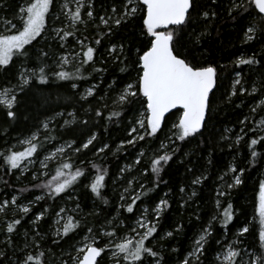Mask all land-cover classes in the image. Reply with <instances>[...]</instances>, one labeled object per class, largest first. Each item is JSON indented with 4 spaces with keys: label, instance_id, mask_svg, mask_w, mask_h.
Segmentation results:
<instances>
[{
    "label": "snow or ice",
    "instance_id": "6c2138e0",
    "mask_svg": "<svg viewBox=\"0 0 264 264\" xmlns=\"http://www.w3.org/2000/svg\"><path fill=\"white\" fill-rule=\"evenodd\" d=\"M6 3L7 0H0V10L5 9ZM214 6L223 7L227 17L233 22H246L241 25L244 43L253 41L258 34L264 35V0H228L226 5L221 0H208L207 6L202 5L200 0H102L99 9L97 0H59V5L57 0H25L14 13V19L18 23H14L13 19L0 17L4 28L0 32V70L7 71L17 61L21 64L15 87L0 90V111H3L7 121L18 118L20 93L28 87L47 85L52 81L71 82L69 86L78 101L82 102L80 106L88 119H78V110L67 112V116L72 117L71 120L63 119L65 112H55L41 121L40 128L47 134L45 142L56 140L57 137L52 132L71 131L74 125H88L90 120H94L96 124L106 121L103 127L107 130L108 124L118 121L128 106L138 104L139 115L129 122L130 127L127 129L129 138L120 141L113 152L115 155L126 146L135 147L146 138H157L166 117L169 114L177 116L172 124L171 134L166 138L168 143L161 142L162 154L158 152L150 160L149 167L154 177L151 187L142 179L148 175V169L140 170V178L130 175L134 172V166L141 164L140 158L144 156L142 150L133 165H126L118 170L116 179L123 180L124 187L115 210L120 214L126 212L130 216L139 211L134 224L125 225L124 220L118 218L106 219L100 229H96L95 225L85 224L83 238L78 246H74L75 255L68 252V259H64L62 253H56L51 247L45 249L41 244L44 237L36 226L44 218L47 208L31 219V235L25 230L22 246L16 244L15 237L20 234L22 220L31 212V207L19 203L18 196L13 195L10 200L0 201V226L3 228L0 264H100V259L105 256L111 264H164L163 245L158 247L157 244L166 237L175 238L184 225L177 223L172 230L159 235L161 217L170 207L168 199H159L152 208L151 215L148 214L147 207L139 210L138 201L142 202V196H147L161 183H167L163 181L161 173L179 150L176 142L203 136L207 129L214 98L219 91L220 72L217 65L207 59V50H201V46L211 36L209 29L219 16ZM137 24L141 37L139 44L131 39H113ZM90 28L95 29L94 34L89 32ZM105 38L109 42L104 46V52L100 53L97 46L102 45ZM40 40L47 43L37 52ZM53 46L58 49L57 52L45 50ZM198 50L199 56L196 54ZM33 56L36 57L35 61ZM234 63L240 68L260 61L254 54L247 58L238 57ZM97 64L100 66L97 67ZM109 64L114 65L121 75L114 73L110 81H105L104 73L109 71ZM69 66L74 71H69ZM94 73L98 75L93 77ZM235 76L231 91L225 97L228 103H232V97L237 95L255 96L260 92L261 97H264V84L260 88L253 85L249 90L242 84L241 73L236 72ZM93 78L95 82L89 83L83 92L77 91L79 85L76 81H89ZM102 84L106 87L101 88ZM85 104L87 107H84ZM261 112H264V98H260L251 107L253 117ZM59 119H63V123L58 125V129H50V125ZM250 122L248 116L239 121L245 127ZM257 128L264 133V117L259 120ZM229 131L230 129H225V133ZM248 131L256 132V128H249ZM241 132H244V127ZM39 138L40 129L20 141L27 145L23 151H15L11 147L7 151H0V160L6 165V173L21 169L25 160L38 155ZM221 139L227 140L229 137L223 135ZM242 139L243 136L237 135L234 143L238 145ZM96 141L97 134L90 132L88 138L81 140L79 144L75 139L54 144L44 160L40 161V167L47 169V162L56 160L58 156L63 158L68 155L67 149H71L73 154H79L91 146L95 156L110 151L109 144L103 143L97 148L94 143ZM258 145L264 147V134H257L247 142L252 162L259 155L256 150ZM232 147L230 144L229 148ZM88 163L95 172L94 176L92 173L86 175L85 167L75 165L70 155L67 160L62 159L50 180L34 185L45 191L42 195L35 196L30 203L34 204L46 197L52 200L62 198V194L72 189L81 177L88 179L92 176L85 187L97 200L107 205L108 200L102 191L106 187L107 170L95 162ZM209 163H212L211 159ZM83 164L85 162L81 161V165ZM188 171L191 172L192 169L189 168ZM245 171V168L229 165L227 171L218 177L223 184L216 191L217 212L202 227L200 234L193 240V247L179 259L178 264H202L201 257L207 252L214 223H219L227 233L236 212L231 202H226L224 206L220 198L230 196L233 189L244 183ZM225 177L229 179L225 180ZM33 179L37 177L34 175ZM207 179L205 174L196 175L191 184L200 185ZM18 191L24 192L27 189ZM179 191L184 193L185 188L181 187ZM196 195L193 188L189 199ZM69 199H73L71 194ZM255 201L254 219L258 218L259 223L258 247L245 245V241L241 239L250 232L249 227L244 225L237 230L234 240L226 243H222L220 239L215 241L219 250L213 264H264V179L258 183ZM180 206L184 207V204ZM78 209L77 203L73 210L60 207L55 212L54 223L57 227L53 232L52 245L60 247L61 241L72 233L80 235L77 230L81 228L82 221L69 214ZM9 210L15 211L17 215L10 220L4 219L8 217ZM91 214L98 215L95 212ZM129 218L125 217V220ZM100 237L105 238L103 245L99 243ZM170 250L178 251L176 248Z\"/></svg>",
    "mask_w": 264,
    "mask_h": 264
},
{
    "label": "trees",
    "instance_id": "16d2710c",
    "mask_svg": "<svg viewBox=\"0 0 264 264\" xmlns=\"http://www.w3.org/2000/svg\"><path fill=\"white\" fill-rule=\"evenodd\" d=\"M102 0H97V8L99 9L100 3ZM110 2V0H108ZM202 5L207 6L208 0H200ZM223 5L228 3V0H221ZM215 10L219 12L218 18L213 22L212 27L209 29L211 32V36H209L206 41L202 42L201 50H207V59L213 63H215L220 72V81H219V91L216 92L213 104V112L211 118L208 121L207 129L204 130L203 136H199L201 143H197L198 145H193V152H199L200 155L192 154L190 159L193 161L196 160L197 163L193 164L192 171L189 172L188 169L185 168L184 165H181L179 162V158L181 154H175L173 160L169 162V164L164 166V171L161 173V177L163 181L167 183H161L158 188H155L151 193L147 196H142V202L138 201L139 210L144 208L145 206H151L152 201H157L161 197L163 192H168V196L166 197L169 201L170 207L163 213L160 223H159V235H163V233L170 231L177 224H183L184 227L179 234L175 235V238H165L162 241H159L157 246L163 245L164 250V264H175L179 262V259L186 255L192 244V236L196 228H202V221H205L206 218H210L213 212L212 200L215 194L213 182L216 181L218 174L221 172V169L224 168L223 164L226 161L227 153L222 151L221 149H225L228 145H233L232 149H235L240 153L245 161H249V169L250 171L244 173V183L241 187L235 189L231 193L230 201L228 198L223 199L224 206H226V201H229L233 204V207L238 213H236L234 220L229 225L227 232H233L237 228L241 227L244 222L247 220L248 216L251 214V208L253 206V199L255 196V191L257 189L258 178L261 176L264 179V147L258 145L256 147L257 152L259 153L255 162H252L249 148L247 147V142L250 141L251 138L255 136L254 132L248 131L249 128H257V124L259 120L264 117V112H261L258 115L251 114L249 109L250 102H256L261 97V93L258 92L255 96H252L246 100L245 96H236L235 100H239L240 102L237 105L240 107H236L235 104L232 106H224L225 97L229 93V89L231 86V81L233 79V75L237 71H241L243 74L242 84L246 83V88L250 90L252 82H255L257 87L260 88L262 84H264V51L262 54H257V51L260 50L262 41L257 43L259 49H256V57L260 63L251 65L253 70H246V66H241L237 68L235 66L236 57L240 56L241 49L239 47H234V42L240 39L243 34V30L241 25L245 24V21L241 20L238 22H233L229 17H227L226 12L223 7L214 6ZM101 13H102V9ZM90 33H95L94 28L89 29ZM123 38V39H131L135 43L139 44L141 37H139V25L137 24L135 27L129 28L127 31L121 32L119 37H114L113 39ZM108 39L105 38L102 41V45L97 46L98 51L100 53L104 52V46L108 44ZM233 42V43H232ZM47 41L40 40L39 45L37 46L36 51H39L40 47H44ZM232 44V45H231ZM234 47V48H233ZM52 48V47H51ZM51 48H46L45 50L51 53ZM233 48L232 50H230ZM197 56H199V50L197 51ZM36 57L33 56V61H35ZM21 66L20 62L17 61L13 65H10L7 71L0 70V82L2 84L16 82L18 75V68ZM100 65L97 64V67ZM222 66V67H221ZM109 71L104 73L105 81H110L115 75H121L118 69L115 68L114 65H108ZM69 71H74L72 66H69ZM88 71H91L89 69ZM87 75V72L85 73ZM98 74H93L95 77ZM91 82H95L94 78L89 81H76L77 84L86 85ZM71 82H59L52 81L47 85H34L32 87H28L25 89L23 93L19 96V102L22 106L23 112L25 111V115L30 116L31 119H28L27 116L18 117L15 121H7L3 111H0V151H3V146L5 141L12 140L13 137L23 136L33 132V130L37 129L36 122L35 124L32 122L33 119L37 117L45 116L47 113L53 112L54 108L61 106H73L74 104L79 106L82 102L78 101V98L74 95L70 88ZM106 85L102 84L101 88H105ZM64 104V105H63ZM66 104V105H65ZM87 104L84 105L86 107ZM63 107V108H64ZM57 108V109H58ZM81 108V106H80ZM140 109V105H132L128 106L122 117L116 121L108 124L107 130L103 127V124L106 121H101L100 124H96L94 120H90L88 125L77 124L73 127V130H57L52 132V135H55L56 140H50L45 142V135L43 131H40V138L37 142L40 146L48 143H55L64 138H69L70 140L75 139L77 144L81 142V140H86L90 132H95L97 134V141L94 142L96 147H100L105 142H110L113 140H118L124 137L126 125L129 121H132L134 118V113ZM52 110V111H51ZM82 110V108H81ZM79 110V112H81ZM83 111V110H82ZM80 113H78L79 115ZM107 114V113H105ZM245 116L249 117L250 123L247 126H243L239 123L240 120H243ZM173 115H169L166 118V121L169 120ZM84 118V117H79ZM78 118V119H79ZM167 123V122H166ZM244 127V132H241V128ZM57 128L58 125L53 124L50 125V129ZM225 129H230L231 136L228 140V143H224L225 140H222L221 137L225 134ZM63 131V132H62ZM241 132V136L243 135V139L239 142V144H235V140L237 135ZM6 133V134H5ZM264 134V133H262ZM156 139L152 140V143ZM193 142V141H192ZM191 144V143H190ZM200 144L202 148L199 147ZM137 146L143 145V141L136 144ZM221 147V149H219ZM211 150V155L208 154L207 150ZM226 150V149H225ZM94 149L90 146L89 149L81 152L82 154H91ZM106 154H102L99 158H97L94 162L100 165L102 168L107 170L106 176V187L102 190L105 198L108 200V204L105 205L101 201L97 200L90 190L85 187L84 178H80V181L76 183L72 190L77 191V196L79 199V204H81L80 213L73 214L76 219H80L82 221V226L77 232L80 235L84 234V225L88 226L95 225L96 229H100L104 226L106 219L118 218L124 220L125 225L132 224L135 221V217L139 216V211H137L134 216H130V214L123 212L122 214L118 213L115 209L118 207L119 198L117 196L116 190V176L118 174L119 166L125 160V154H119L116 156H111ZM211 159L212 163H209ZM191 161V162H192ZM75 165L79 163H75V160L72 161ZM150 161H147L144 169H148L147 186H152L153 176L149 167ZM59 166L58 164H52L49 168L50 175L46 177L45 180L39 181L35 185H39L42 182L48 181L55 174L56 168ZM81 167H85L86 174L92 173L95 175L94 170L91 168V165L83 164ZM199 169H206L211 175L210 177L202 183L200 191V197L195 204L194 207H197L200 215L199 219H195L193 215H188L184 213L180 208L177 197L175 196L177 191V186L181 181V177L183 172H185V176L183 180L189 179L191 176H196ZM258 173V177L255 175ZM260 173V174H259ZM19 189H27V191L19 192ZM71 189L68 192L62 194L61 197H57L55 200L48 199L47 197L44 200L36 202L31 207V212L28 216H25L22 220V225L20 226L19 232L23 228H31L30 220L34 217L35 214L40 213L45 208L48 209L44 214V218L39 221V228L43 230L47 228L49 225V220L51 218L52 212L59 205V202L65 199L66 196H69ZM45 190L41 188L34 187L33 180L31 179L30 174L27 172L25 174H20L18 170H13L11 172L6 173V165L3 164L2 160H0V201L4 198L5 195L18 193L20 194L22 200L25 201H33L34 197L37 195H42ZM9 198V196H8ZM98 213V215H92L91 213ZM125 217H130L125 220ZM202 218V219H201ZM256 226L259 228L258 218H256ZM202 225V226H201ZM215 237L220 238L223 236L225 230L220 227L219 224L215 225ZM214 233V232H213ZM0 235L3 236V228L0 226ZM80 235L76 233L70 234V236L65 237L64 240L61 241V246L54 248H65L70 246L75 239H77ZM253 231H250V234L247 235L249 239L254 237ZM102 241L100 245H103L105 242L104 237H100ZM15 241L17 245H21L22 238L20 234L15 237ZM212 243L207 248V252L204 258H201L202 264H211L210 255H212L213 245ZM2 247V246H1ZM176 248L178 251L172 252L170 249ZM101 264V262H100Z\"/></svg>",
    "mask_w": 264,
    "mask_h": 264
},
{
    "label": "rangeland",
    "instance_id": "374dc122",
    "mask_svg": "<svg viewBox=\"0 0 264 264\" xmlns=\"http://www.w3.org/2000/svg\"><path fill=\"white\" fill-rule=\"evenodd\" d=\"M24 2H25V0H7L5 9L0 10V17H5V18H8V19H13V22L14 23H18V21H16L14 19V13L18 9V6L21 5ZM57 5H59V0H57ZM3 31H4L3 24H2V22H0V32H3ZM43 41H45V40H43ZM259 41H262L261 48H260V50L257 51V54L260 55L264 51V35H259L258 34L257 38L254 39L253 41H250L248 43H244V36L242 34L241 37H240V39H238L236 41H233L234 44H235L234 47H236V48L239 47L241 49L240 56H238V57L243 56L244 58H247V57L252 56L254 54L256 56V52L255 51H256V49H259V47L257 46V43ZM233 48H231L230 50H232ZM57 51H58V49L55 46H53L51 48V53H55ZM238 57H236V59ZM256 57L258 58V56H256ZM244 66H246V65H244ZM245 68L248 71L249 70H253L252 69V66H247ZM20 69H21V66H19L18 72L20 71ZM237 72H240L241 73V80L243 81V75H242L243 73L241 71H237ZM17 78H18V75H17ZM235 78H236V76L234 74L233 75V79L231 81V86H230V89H229V93L231 91L232 84H233V81H234ZM16 83H17V79H16V82H12V83L2 84L0 82V90H2L5 87H9V86L15 87ZM78 85H79V88L77 89V91L83 92L84 89L86 87H88L89 84H86V85H80V84H78ZM253 85L258 86V85L255 84V82H252V84L250 85L251 88H252ZM243 86L246 88V86H247L246 83L243 84ZM239 87L240 86H237V88H239ZM251 88H250V90H251ZM71 91L73 92L72 89H71ZM20 94H19V96H20ZM237 96H239V95H237ZM244 96H245V99L244 100L252 97V96H249L247 94H245ZM235 99H236V96L235 97H232V101H233L232 103H228L227 101H225L224 106H232L234 104L236 106L237 103L239 104L240 102H243L244 101V100L239 101L238 99L237 100H235ZM257 102H258V100H256V102H253V101L250 102V104H251L250 107H249L250 111H251V107L254 106V104L257 103ZM18 104H19V107L17 109L18 117L19 118L20 117L23 118V116L24 117L27 116V115L24 114L25 111L23 112V110H22V106L20 105L19 99H18ZM63 107L64 106H61L60 108L56 107V108L53 109L54 110L53 112L47 113L45 116L43 115L42 117H37V118L33 119L32 122L34 124L36 122V125H37V127H36L37 129L33 130V132H36L38 129H40V131H43V129L40 128L41 121L45 120L46 117H51L55 112L63 111V112H65V116H64L63 119H69V120H71L72 117H68L67 116V112H72V111H77L78 110V113H80V114L77 115V118H79V117L82 116V117H84V119H88V117L85 115L84 111H82L83 109L81 110L80 105L77 106V105L74 104L71 107H69V106H66L64 108ZM79 110H81V112H79ZM138 115H139V113H138V111H136L134 113V117L133 118L135 119ZM27 118L28 119H31L30 116H27ZM63 119L57 120L54 124H56V125L62 124L63 123ZM176 119H177V116H173L169 120H167V121L165 120V124H164L161 132H159L157 134V138H151V139L146 138V140L143 141V145H140V146L135 145V147L129 145V146H126V148L124 150H122L121 152H118L115 155H113V152H115L116 146L120 143V141L126 140V139L129 138L128 135H127V129L130 127V124H129L130 121H129L127 123V125H126L127 127L125 129V133H124L123 139L121 137L118 140H113V141H110V142H105V143H107V144L110 145V151H108V153H109L108 155L116 156V155H119V154H122V155L125 154V158H124L125 160L119 166V169H120V168L125 167L126 165H133L135 159L137 158V156L139 155L140 151L142 150L144 152V156L140 158L141 159V164L135 165L134 166V172L130 174V175L134 174L138 178H140L139 177V172H140V170H142V169L145 168L146 162L147 161H150L154 154H157L158 152H160V154H162V151L163 150H161V142L168 143V141H167L166 138H167L168 135L171 134L172 124L176 121ZM63 131H65V130H63ZM231 131L232 130H230L229 132L226 133L227 136L229 137V139H230V136H231ZM33 132H31L29 134H26V135H23V136L13 137L12 140H10V141H5L4 142V146H3V151H7V149L9 147H11L12 150H15V151H23L27 147V145L20 143V141L27 139ZM254 133H255V136H257V134H262L261 131H259V130H256V132H254ZM239 135H241V132H239ZM154 139H156V140L152 143V140H154ZM198 139H199V135L196 138H194V139H190V141H185V142L177 141L176 142L179 145V150L176 152V154H181V157L179 158V162H180L181 165H184L186 169H189V168L193 169L192 165L197 163V161L194 160V159L192 161L190 159V157H191L192 154L200 155L199 152H195V153L193 152V145L194 144L195 145H198L197 143H201V141L198 140ZM229 139L225 140L224 143L225 144L228 143V140ZM70 141L71 140L69 138H64L63 140H60V141L55 142V143H48V144L41 145L38 148V155L33 156L31 158V160H25L23 162V164L21 165V169H19L18 172L20 174H25V173L28 172L30 174V176H31V179L33 180V185H35L39 181L45 180L46 177H48L50 175V170H49L50 168L49 167L52 164H58L62 159L67 160L69 155L71 156L72 161L75 160V163H79V164H77V166H81V161H84L86 165H90V163H88L89 161L94 162L102 154H106L107 153V152L106 153H101L99 156L93 155V152L91 154H82V155H80V153L79 154H73L71 149H67L66 151H67L68 155L64 156L63 158H61V157L58 156L56 158V160H54V161H48L47 162L48 163V168L47 169H42L40 167V161H43L44 160V156L50 150H52L54 144H63L65 142H70ZM140 142H142V141H140ZM140 142H138V143H140ZM199 147L202 148V145L200 144ZM219 149H221V147H219ZM225 149L224 150L221 149L222 151H224L225 153H227V157H226L225 163L223 164L224 168L221 169V172L218 174V177L220 175H222L224 172L227 171V168H228L229 165H235L238 168H245L246 169L245 172L250 171V169H249V161H245L243 159L242 155L240 153H238V151H236L235 149H232V148L230 149L229 148V145L227 147H225ZM164 150H166V149H164ZM84 151L85 150H82L81 152H84ZM207 152L209 154L211 152V150L208 149ZM44 172H46L47 175H42V173H44ZM200 174H205V175H207L208 178L211 175L209 172L206 171V169H199V171L197 172V175H200ZM34 175L37 177V179H33V176ZM118 175H119V172H118L117 176ZM229 175H231V174H229ZM255 175L258 177V173L257 172H256ZM92 176H89L88 179H85L84 177H82V178H84L83 181H84V184L85 185L87 183H89V181L92 178ZM184 176H185V172H183V175L181 177V181L179 182V184L177 186L178 188H177V191H176V194H175V196L177 197V202H178L179 206L181 204H184V207H181L180 206V208L183 210L184 213H187L188 215H193L195 217V219H196L197 216H199V221H200L199 211L197 210V207H194L193 206V204H195L196 202H198L197 201L198 196L200 197V191H199V189L201 188L202 184L193 186L191 184V181H192V179L195 176H191L189 179L183 180ZM218 177H217L216 181L213 182L214 191H215V194H214V197H213V200H212V207H213L212 209H213V212H212V215L210 216V218H206L205 221H202V225L203 226H206L208 224V222L211 220L212 216L215 215L216 212H217L216 205H215V201L217 199V197H216V191H217L218 187H220L223 184V182L220 181L218 179ZM142 179L144 180V182L147 185V179H146V177H143ZM228 179H229V177H225V180H228ZM243 179H244V176H243ZM261 179H263V177L260 174V176L258 178V182H257V188H258V183H259V181ZM123 187H124L123 180H117L116 181V190H117V196H118V198H119V195L123 192ZM181 187H184L185 188V192L184 193H181L179 191V189ZM239 187H241V186H239ZM193 188L196 190L197 195L195 197H192L191 199H189ZM235 189H237V188H235ZM235 189H233L232 192ZM137 191H139L138 188H137ZM166 193H168V192H166ZM256 193H257V189L255 191V196H254V199H253V203L254 204H253V206L251 208V214L248 216L247 220L242 225V226L247 225L249 227L250 231H253V233L255 235H254L253 238L249 239L247 237V235L250 234V232H249L248 234H246L244 237L241 238V239H243L245 241V245H251L253 248L258 247V236H257L258 227L255 225L256 224V221H255L256 219H254V216H255V203H256L255 197H256ZM69 194L72 195L73 199H69V196H66L65 199H63L62 201L59 202V205L56 207V209L54 210V212H52L51 218L49 220L50 222H49V225H48L47 228H44L43 230H41L39 228V224L36 226L37 227V230L44 237V239L41 241V244H42L43 248H45V249H47L49 247L54 248V245H52L51 242H52V239L54 238L53 237V232H54L55 228L57 227V225L54 223L55 222V219H56L55 212L58 211L60 207H65L66 209L73 210V209L76 208V204L79 202V199H78V196H77V191L72 190V191H70ZM13 195L18 196V202L19 203L24 204V205H28L30 207L33 206V204L30 203L31 201L22 200L20 194H18V193H12V194L5 195L4 198H2V200H5V199L10 200ZM8 196H9V198H8ZM167 196H165V192H163L162 195H161V197L159 199H161V198L167 199L166 198ZM230 197H231V195L228 196V197H222V198H220L222 205H224V202H225V201H223V199L228 198L229 201H230ZM185 201H187V203H185ZM229 201H226V202H229ZM158 202H159V200L152 201L151 202V206H145V207L148 208V214L149 215H151L152 208ZM195 206H197V204H195ZM144 208H141L140 211H142ZM80 211H81V204H79V209L78 210L71 211L69 214L73 215V214H76V213H80ZM235 212L238 213V211H236V210H235ZM15 215H17V213L15 211L9 210L8 217H6L4 219H9L10 220ZM61 223H63V221H61ZM134 223H135V221L132 224H134ZM216 224H219V223H214V227L212 229V231L214 233H213V236L209 240V243L207 245V248L212 243H215V241L218 239V238L213 239V237H215V227H216L215 225ZM29 227H31V228H29V229L23 228L20 231V236L22 238L21 246H22L23 241H24V232H25V230H28L29 235H31V230L33 228V225L31 224V220H30V226ZM239 228H237L233 232H227L226 234L224 232L223 236L220 237L219 239L222 241V243H226V242H229V241L234 240L236 238L235 237V234H236V232H237V230ZM201 229L202 228H196V230L194 231L193 236H192V244H191V246H190V248H189L188 251H190L191 248L193 247V240H194V238H196L200 234ZM2 238H3V236L0 235V239H2ZM82 238H83V235H80L77 239L74 240V242L70 246H67L65 248L64 247L63 248H54V250L58 254H61L62 253L64 259H68L67 253L68 252H71L73 255H75L74 246H78L79 245V241L82 240ZM37 239H39V237ZM101 241H102V239L99 238V243ZM213 247H214L213 248V251H212L213 253H212V255H210L211 264H213V262L215 260V255H216L217 250H219V245H217L215 243L213 245ZM20 254L22 255V253H20ZM204 257L205 256H203L201 258H204ZM100 262H101V264H111V261L108 259L107 256H105L103 259H100ZM175 264H177V263H175Z\"/></svg>",
    "mask_w": 264,
    "mask_h": 264
},
{
    "label": "water",
    "instance_id": "95a60500",
    "mask_svg": "<svg viewBox=\"0 0 264 264\" xmlns=\"http://www.w3.org/2000/svg\"><path fill=\"white\" fill-rule=\"evenodd\" d=\"M169 115H171V114H169ZM167 117H168V116H167ZM167 117H166V118H167Z\"/></svg>",
    "mask_w": 264,
    "mask_h": 264
}]
</instances>
